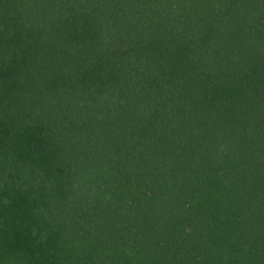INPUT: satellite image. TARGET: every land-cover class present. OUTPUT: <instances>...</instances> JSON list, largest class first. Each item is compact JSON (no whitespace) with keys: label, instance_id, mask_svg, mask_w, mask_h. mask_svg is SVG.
Here are the masks:
<instances>
[{"label":"trees","instance_id":"trees-1","mask_svg":"<svg viewBox=\"0 0 264 264\" xmlns=\"http://www.w3.org/2000/svg\"><path fill=\"white\" fill-rule=\"evenodd\" d=\"M0 264H264V0H0Z\"/></svg>","mask_w":264,"mask_h":264}]
</instances>
